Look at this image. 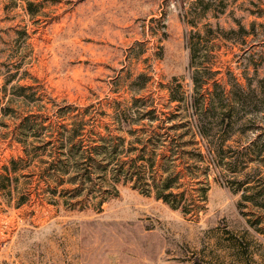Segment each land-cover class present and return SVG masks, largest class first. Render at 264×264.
Returning <instances> with one entry per match:
<instances>
[{
    "label": "rangeland",
    "instance_id": "374dc122",
    "mask_svg": "<svg viewBox=\"0 0 264 264\" xmlns=\"http://www.w3.org/2000/svg\"><path fill=\"white\" fill-rule=\"evenodd\" d=\"M186 35L215 75L188 70ZM190 76L207 84L195 91ZM259 79L264 0H0V264H264V106L230 95L233 81ZM220 88L226 100L201 102ZM170 92L207 110L203 141L182 135L195 118ZM80 121L73 142L107 147L93 162L65 155ZM151 151L179 174L181 209L141 185L101 194L121 163L148 164ZM83 165L100 168L68 183Z\"/></svg>",
    "mask_w": 264,
    "mask_h": 264
},
{
    "label": "trees",
    "instance_id": "16d2710c",
    "mask_svg": "<svg viewBox=\"0 0 264 264\" xmlns=\"http://www.w3.org/2000/svg\"><path fill=\"white\" fill-rule=\"evenodd\" d=\"M215 31L217 33V37L224 38L226 40H231L229 38V34L236 33V31L234 30L224 31L220 29L219 27H216ZM207 32L212 33V29L210 26H207ZM237 32L245 33L246 31L242 27H239V30ZM196 37H197L196 40L200 42L201 37H199V35H197ZM185 46L189 52L188 70L189 69L191 70L192 68H194L193 69L194 75L203 74V73L215 75V72L212 73L211 71L207 70L205 66H201L195 63L196 60H198L197 48L199 46V43L197 45L193 43V37L186 35ZM138 78H144V77L143 75H139ZM190 78L192 81L191 82L192 86H194L195 91H197L198 89L201 90L203 85L207 84V80H208L206 78H201L202 80L199 79L198 81V79L195 76H192V77L190 76ZM230 86L233 91V94H230V95L232 96V98L234 96V101L238 105L243 106L247 103V101H245L246 99L253 98V101L251 100V103L253 104L252 105L253 109L250 111L252 112L258 111L259 105L264 106V79L258 80L257 88H251L250 86L246 85L247 88L245 89L244 87L239 85L236 81H233L232 83H230ZM219 87L220 85L217 83V81L216 80L213 81L212 83L213 90L215 91ZM224 91H225L224 88H220V91L217 94H214V93H206L203 95L200 94V97L202 96L201 102L206 98L205 97L206 95L210 97V102L212 104L219 101L220 99L226 100L227 96L224 93ZM197 99L198 98L196 97V95H193V94L192 95L189 94L186 96L181 95L180 97H178L177 95L171 92L169 93V98H168L169 102L171 103L185 102L187 109L190 110L189 116H192V118H195L194 120L192 119L193 123L191 124V129L190 127H188V124L187 125L185 124L186 122L181 125V127H184V128H186L187 126V128L184 131L185 133H182V135L187 136L189 135V133L192 132L193 139H195L196 137V138H200L203 141L206 136L205 134L206 131L203 129L202 116L207 110L201 107L202 106L201 102H196ZM213 99H214V102H213ZM201 111H205V112L201 113ZM229 120H230V117L222 116V122H225L226 125H229ZM85 126H86V122L80 121L78 124L75 125L76 127L75 129L69 130L68 143L69 145L72 144V146L70 147V149L65 151V155H67L68 158L70 159L72 158V160H75V161H76V158H78L80 160L83 159L85 161L88 160L89 162H93L94 159L91 157L92 155H94L93 153L105 155L107 153V149H106L107 147L106 146L102 148L101 147H93V148L88 147L85 149V145L82 144L83 141L73 142L75 138L83 135L82 132ZM182 135H178L177 138L178 139L183 138ZM146 138H148L147 141H154L153 139L155 138L164 139L165 137H163V135H157L156 133H152V135H148ZM173 140L175 139L173 138ZM174 142H176L175 144H177V141H174ZM171 143H173V141H171ZM143 148L144 149L140 150V152L142 153L147 150V146L144 145ZM205 150L207 154L210 155V157L212 154L215 153L214 150L208 149L207 146H205ZM154 153L155 151H151L150 158L152 157V159H150V161H147L149 162L148 164L141 163L142 165H138L136 163L137 159L132 160V162H130L129 165L128 163H121L117 169V172L112 173L111 175V179L114 184H112L111 187H107V189L101 192V194L106 195V194L115 192V184L119 182L130 183L134 189L139 188V185H141L145 188L154 189L156 199L162 200L164 203L168 204L172 209H181L182 207H178L174 205L175 203H173V201L171 200L178 196V194L172 192V189L173 187L178 185V181L180 180L179 174L176 173L174 169H165V170L159 169V167H157V165L155 164L156 162L153 159L155 158ZM61 163L62 161L60 162V164ZM11 164L12 165L15 164L14 160L11 161ZM77 166L78 165L76 164L75 167ZM93 168H100V167L99 166L92 167L91 165H85V166L83 165V168H81V170H83L84 173L80 175L77 174L76 175L77 177L75 176L71 177L68 183L72 184L74 179L82 180L81 186H85L86 181L90 182L92 180ZM101 169L103 172H105L107 170V166L101 167ZM158 170H161V174L160 173L158 174ZM111 171L113 172L115 170L112 168ZM96 176H98L97 178L99 181L104 183V176H105L104 174L97 173ZM77 189H78V186L74 187L73 191H76ZM206 189L207 187L203 189L202 188L199 189L200 192L202 193V196L205 195ZM85 190H86V187L80 189V191H85ZM195 208L196 210L199 209V207H195ZM180 211L182 214H188L187 212L189 213L191 212V211H186V209H182Z\"/></svg>",
    "mask_w": 264,
    "mask_h": 264
}]
</instances>
